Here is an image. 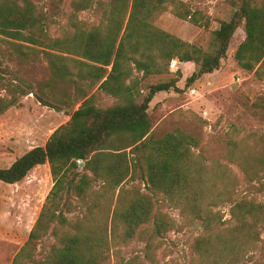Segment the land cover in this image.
<instances>
[{
	"label": "trees",
	"instance_id": "1",
	"mask_svg": "<svg viewBox=\"0 0 264 264\" xmlns=\"http://www.w3.org/2000/svg\"><path fill=\"white\" fill-rule=\"evenodd\" d=\"M57 1L60 8L65 0ZM234 1L237 8L213 30L206 50L155 24L164 12L200 24L199 11L183 0H71L60 37L49 31L53 17L43 0H0V48L9 41L26 58L43 53L52 73L51 82L40 83L39 90L22 77L14 82L0 75V89L7 93L0 94V115L30 93L46 105L51 100L65 105L73 94L71 105L82 100L44 146L0 166V181L16 184L48 163L54 181L12 264H169L155 257L158 241L192 227L200 230L190 243V264H243L250 259L262 240L264 200L238 195L239 177L232 165L254 180L264 174V152L230 140L224 160L208 161L197 151L201 141L192 133L177 128L157 137L150 104L161 92L182 91V71L151 84L145 93L141 87L148 76L169 74L176 59L195 64L186 87L220 70L239 28L246 36L235 60L264 80V0ZM90 9L98 21L86 28L78 14ZM99 94L116 98V103L99 106ZM137 177L147 192L126 187ZM162 203L179 210L180 218L164 212ZM226 205L228 219L221 210ZM140 235L149 236L146 259L113 263L111 244ZM51 236L55 240L49 250L39 249Z\"/></svg>",
	"mask_w": 264,
	"mask_h": 264
},
{
	"label": "rangeland",
	"instance_id": "2",
	"mask_svg": "<svg viewBox=\"0 0 264 264\" xmlns=\"http://www.w3.org/2000/svg\"><path fill=\"white\" fill-rule=\"evenodd\" d=\"M194 10L199 11L200 24L181 19L170 12L160 14L155 24L160 28L177 35L185 41L201 45L208 50L212 44V32L219 27L221 20H228L237 4L234 0H183ZM57 0H43L48 14L53 17L49 31L54 37H60L68 25L71 12V0H65L60 8ZM78 19L88 28L98 21L94 9L78 14ZM208 24V25H207ZM246 34L239 28L223 60L220 70L204 75L192 85L186 87V79L194 72L192 62L181 64L174 60L171 72L165 75H151L143 79L142 90L145 93L151 84L166 82L177 77L178 69L182 75L178 86L182 91H164L151 102V116L155 135H163L181 128L199 137V151L208 161L224 160L230 140L244 141L253 152H264V80L253 73L241 69L235 60V53ZM0 75L5 81L16 82L19 77L30 81L37 90L40 83L51 82L52 73L43 53L28 58L12 49L9 41L1 43ZM142 77V73H137ZM70 92H75L69 88ZM94 92L91 91V95ZM2 96L5 90L0 89ZM59 104L54 100L49 105L40 102L33 93L20 98L19 104L10 107L0 115V166H10L18 157L37 146H44L54 131L66 124L71 113L82 103L71 100ZM116 98L99 94L97 104L110 106ZM249 148H247L248 151ZM85 162H80V170ZM232 168L238 173V195L248 199L264 200V174L249 180L235 165ZM54 185L48 163L34 168L26 178L16 184L0 181V264H12L13 258L28 240L47 196ZM126 187L137 188L147 192L143 181L138 177L128 182ZM99 188V185H96ZM75 201V199H74ZM164 212L179 219V210L167 204H160ZM224 219L230 217V206L221 208ZM70 216V215H69ZM72 217V216H70ZM198 227L182 231H171L158 241L155 257L160 262L169 264H190V243L199 233ZM261 241L249 260L243 264H264V227L260 229ZM149 236H136L128 242L111 244L112 262L128 260L134 257L146 259ZM54 237L42 240L39 249L49 250Z\"/></svg>",
	"mask_w": 264,
	"mask_h": 264
}]
</instances>
